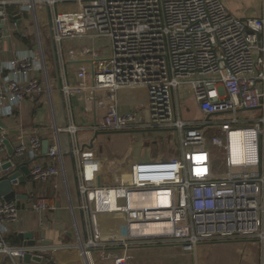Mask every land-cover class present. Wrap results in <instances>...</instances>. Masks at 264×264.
<instances>
[{
	"label": "built area",
	"instance_id": "1",
	"mask_svg": "<svg viewBox=\"0 0 264 264\" xmlns=\"http://www.w3.org/2000/svg\"><path fill=\"white\" fill-rule=\"evenodd\" d=\"M99 38L107 54L65 56L64 42ZM122 89L143 91L145 104L121 109ZM188 95L201 120L181 119ZM74 96L95 114L94 135L145 134V146L165 148L173 140L154 135L175 132L179 155L135 161L131 143L111 161L92 140L79 144ZM45 98L53 124L24 130L20 110ZM0 122V178L28 161L29 184L48 185L63 171L41 159L63 167L68 153L78 202L76 242L52 245L40 236L53 209L46 199H0V264H53L50 255L64 250L74 264H130L133 251L155 246L188 255L228 241L264 247V10L238 19L222 0H0ZM209 133L223 153L218 170ZM22 214L38 217L33 245L12 240L26 234L16 230ZM112 216L122 221L107 223Z\"/></svg>",
	"mask_w": 264,
	"mask_h": 264
},
{
	"label": "crops",
	"instance_id": "2",
	"mask_svg": "<svg viewBox=\"0 0 264 264\" xmlns=\"http://www.w3.org/2000/svg\"><path fill=\"white\" fill-rule=\"evenodd\" d=\"M78 64L79 62L75 63L71 61L72 76L70 75V79L73 83H75L74 71L78 67ZM132 92L137 93V97L135 99L136 102H134L133 105L130 103V98L126 96V93L131 94ZM144 97V92L141 90L134 89L132 91L130 89H122L118 93V99L121 104L120 108L123 110L132 109L135 105L144 102ZM42 103L35 106H28L27 104H24L23 108L20 110V112H22V127L24 130L26 128L31 129L35 125H41L42 127L47 128L49 127L47 126V124H43L44 119L41 118L42 116H40L39 110L42 106ZM75 103L76 102L73 100L74 105ZM49 118V125H52L53 121L51 117ZM89 118L91 120V123H93V120L96 119V116L94 113L91 114L87 112L85 114V118L82 120V125H79L83 129H86L88 131H90V128L88 126L91 125V123L87 122ZM61 123L63 122H59V125ZM73 123L76 125L75 118ZM49 134L50 132H48V136L45 137L47 138V140L44 139L43 141L51 143L52 138ZM90 135V139L92 140L94 136L93 132L90 131ZM82 143L85 144L89 142L83 141ZM103 151L108 153L106 148ZM115 151L116 150H113L112 152ZM112 152L110 154H112ZM40 162H47L48 164L55 166L56 168L61 170V172H63L58 177H55L48 185H32L29 184L28 179H26L22 184H18L19 188H16L15 186L14 190L17 195L23 197L22 200L27 197V194L31 193L32 198H41L44 200L46 199L53 207L52 211L49 212L50 222L47 224L46 228L40 231V236L45 239L46 243H50L52 245L72 243L73 238L71 232L73 231V220L71 208L72 206L77 207L78 202L71 155L68 153L64 154L62 161L63 167L60 166L57 158L48 159L47 157H44ZM26 164L29 167L31 165V163H29L28 161L24 163V165ZM68 182L74 184V204L72 202L70 184H68ZM29 188H31V190H28ZM37 218L38 217L34 215L22 214V218L20 220L21 222L16 226V230L26 234L27 232L32 233L36 231ZM118 221V218L112 217L111 220L108 221V223H115ZM17 235L18 234H16V238H18ZM234 243L235 242L228 241V243L199 245L195 251V254L192 255L183 254L176 246H155L154 248L137 249L132 252L133 260L130 264H264V260L262 259L260 261L258 256L256 258V262L250 263L246 262L248 261L246 260V256L242 255L243 258H241L238 254L239 258L241 259V261H239L237 256L235 255L236 252H232L230 249L232 248L231 244ZM261 250L264 252V249ZM50 257L53 259V264H74L77 260L76 254L70 250L53 252Z\"/></svg>",
	"mask_w": 264,
	"mask_h": 264
},
{
	"label": "rangeland",
	"instance_id": "3",
	"mask_svg": "<svg viewBox=\"0 0 264 264\" xmlns=\"http://www.w3.org/2000/svg\"><path fill=\"white\" fill-rule=\"evenodd\" d=\"M224 6L226 7V9L228 10V12L230 14H232L233 16H235L236 18L240 19V18H256L258 16V13L260 14L263 10H264V0H222ZM45 38V37H44ZM45 40H47V38H45ZM47 43V41L45 42ZM10 45H5V49L9 48ZM63 48H64V53L65 56L69 53H74V51H77V49H85V48H89V49H93L95 52H97L98 54L101 55H105L109 52L110 50V45L109 42L106 39L103 38H99V39H95V40H89V39H84L81 42H64L63 43ZM10 50V48L8 49ZM8 54L2 55L1 58L3 61L8 60ZM67 57V56H66ZM70 70H67V73H69ZM80 83H77L75 85H78ZM126 96L130 98V103L133 105L134 102H136V97H137V93H126ZM74 101L76 102L74 105V118H75V123L76 125H82L81 123L82 120L85 118V114L87 113L84 110V99H80L76 96L73 97ZM82 98V97H81ZM44 103H42V106L39 110L40 112V116H42L41 118L44 119L43 124H47V126L49 125V121H50V111L49 108L47 106V104H45L46 102V98L43 100ZM143 104H145V102H143ZM185 105L186 107H183L181 109V119L183 121H198L201 120V114L198 110V108H196V102L195 100L192 98L191 95H188L185 98ZM85 111V113H84ZM82 117V118H81ZM90 118L87 120V122L91 123ZM88 123V124H89ZM80 127V126H79ZM153 135V134H152ZM151 135V136H152ZM90 131L86 130V129H81L79 130V132L77 133V139L79 144L82 143L83 141H87L90 142ZM166 136H168L169 139H172L175 146H167L165 148H157V147H147L144 145V139H145V134H120V133H116V134H108V135H101L98 136L94 141H93V147H97L98 144L100 146L103 147V150L106 148V150L108 151V153H106L107 156H110V160H114L115 156H117L118 153H120V149L122 146L124 145H128V144H133V152H132V156L133 159L135 161H140V160H147L152 158L153 156H161L164 158H171L172 155H179V144H177V138H176V133L175 132H171L168 133L167 135H162L161 133L159 134H155L154 137L157 139H161V138H165ZM212 133L207 134V140H206V144H208V149L210 150V152L212 153V155H214L217 159V161H214V167L216 168V170L221 169L222 167V161H223V153H221L220 150H218L217 148L213 147L210 142L209 139L211 138ZM89 139V140H88ZM105 146V147H104ZM117 147V148H115ZM125 148V146H124ZM113 150H116L115 152H112ZM112 152V154H110ZM164 161H166L167 159H163ZM107 163L109 162L108 160H106ZM146 162V161H145ZM151 162V161H150ZM119 179V178H118ZM70 182V180H69ZM70 184V190H71V198H72V202H73V189H74V184L73 183H69ZM16 188H19L18 186H16ZM74 204V202H73ZM112 217H106L105 219L108 221L111 220ZM122 220L120 219V221L115 222V225H118ZM19 236V235H18ZM73 238V237H72ZM76 242L75 238L72 239V243L74 244ZM235 242L232 245L231 251L232 252H236L235 255L237 256L238 260L241 261V259L239 258V256L241 258L242 255L246 256V262H256V258L258 256V258L260 259V261L263 259L264 260V252L261 249H264V247L261 246L260 243L256 242V241H251V240H246V241H233ZM180 250V249H179ZM239 254V256H238ZM245 259V258H244Z\"/></svg>",
	"mask_w": 264,
	"mask_h": 264
},
{
	"label": "water",
	"instance_id": "4",
	"mask_svg": "<svg viewBox=\"0 0 264 264\" xmlns=\"http://www.w3.org/2000/svg\"><path fill=\"white\" fill-rule=\"evenodd\" d=\"M0 127H3L2 123L0 122ZM100 134V133H98ZM98 134H95L92 138V141H94ZM91 141V142H92ZM87 147L91 148V143L90 145H86ZM43 148V155H46L47 153V141H43L42 144ZM6 149H8V154H12V148L9 147L8 143L6 144ZM4 170H7L10 167V163H7L3 166ZM28 174H29V166L24 165H16L13 170L6 176L5 178H0V199H2L4 202H8L9 200L12 199H22L23 197L19 196L16 194L13 186L16 184V178H18V183L22 184L24 180L28 179ZM20 240H25L23 245L28 246V245H33L34 242L31 240L32 238V233L27 232V234H21L18 236ZM30 256H26L24 259V262L28 263L30 262ZM34 261L40 262L39 258H33ZM100 264H113L112 261H103Z\"/></svg>",
	"mask_w": 264,
	"mask_h": 264
},
{
	"label": "trees",
	"instance_id": "5",
	"mask_svg": "<svg viewBox=\"0 0 264 264\" xmlns=\"http://www.w3.org/2000/svg\"><path fill=\"white\" fill-rule=\"evenodd\" d=\"M11 238V237H10ZM12 240H13V242L15 243V244H20L21 242H20V239H17V238H12Z\"/></svg>",
	"mask_w": 264,
	"mask_h": 264
},
{
	"label": "bare ground",
	"instance_id": "6",
	"mask_svg": "<svg viewBox=\"0 0 264 264\" xmlns=\"http://www.w3.org/2000/svg\"><path fill=\"white\" fill-rule=\"evenodd\" d=\"M110 198H113V197H110ZM164 198H165V197H162V198L160 197V198H159V200H160L161 203H163V201L165 200ZM112 217H113V216H112ZM113 218H118V217H113ZM118 219H119V218H118ZM119 221H120V219H119Z\"/></svg>",
	"mask_w": 264,
	"mask_h": 264
}]
</instances>
